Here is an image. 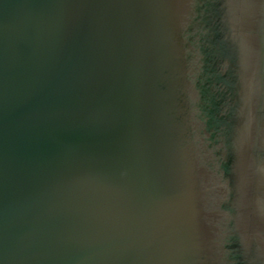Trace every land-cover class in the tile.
<instances>
[{
    "label": "water",
    "instance_id": "95a60500",
    "mask_svg": "<svg viewBox=\"0 0 264 264\" xmlns=\"http://www.w3.org/2000/svg\"><path fill=\"white\" fill-rule=\"evenodd\" d=\"M0 264H264V0H0Z\"/></svg>",
    "mask_w": 264,
    "mask_h": 264
}]
</instances>
